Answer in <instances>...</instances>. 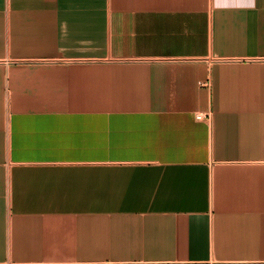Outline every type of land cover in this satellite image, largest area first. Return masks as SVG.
Here are the masks:
<instances>
[{
	"label": "crops",
	"instance_id": "obj_1",
	"mask_svg": "<svg viewBox=\"0 0 264 264\" xmlns=\"http://www.w3.org/2000/svg\"><path fill=\"white\" fill-rule=\"evenodd\" d=\"M0 264H264V0H0Z\"/></svg>",
	"mask_w": 264,
	"mask_h": 264
},
{
	"label": "built area",
	"instance_id": "obj_2",
	"mask_svg": "<svg viewBox=\"0 0 264 264\" xmlns=\"http://www.w3.org/2000/svg\"><path fill=\"white\" fill-rule=\"evenodd\" d=\"M197 117H198L199 119L207 118V116H205V115H201V114L198 115Z\"/></svg>",
	"mask_w": 264,
	"mask_h": 264
}]
</instances>
